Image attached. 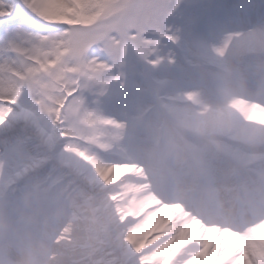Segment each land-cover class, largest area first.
<instances>
[{
    "label": "snow or ice",
    "instance_id": "obj_1",
    "mask_svg": "<svg viewBox=\"0 0 264 264\" xmlns=\"http://www.w3.org/2000/svg\"><path fill=\"white\" fill-rule=\"evenodd\" d=\"M225 26L264 37V0H0V264H264V125L177 181L91 107L130 49Z\"/></svg>",
    "mask_w": 264,
    "mask_h": 264
},
{
    "label": "rangeland",
    "instance_id": "obj_2",
    "mask_svg": "<svg viewBox=\"0 0 264 264\" xmlns=\"http://www.w3.org/2000/svg\"><path fill=\"white\" fill-rule=\"evenodd\" d=\"M218 2L231 7L246 3L247 0L244 2L242 0H218ZM229 30H231V26H225L212 32H200L182 38L179 45H171L167 42L162 45L158 55L165 59L155 66L156 92L154 94L149 91V89L153 90V85H150L148 89L145 82V77L150 73L148 70L150 64L142 62L144 59L130 49L124 62L117 66L113 72L107 74V77L110 78L112 75L123 73L120 76L121 79L112 81L108 85L97 86L95 103L91 107L95 108L103 117L129 120L130 122L132 117L138 114L141 117L140 124L145 122L144 126L135 133L139 141L138 146L144 155L152 157H155L161 150L157 143L158 137L163 133L166 141L163 149L167 152L171 153L173 150L176 151V154L181 155L194 149L197 154L199 152V155L202 154L206 159L226 143H233L257 135L262 130L264 120L260 117L261 114L257 112V109L251 106L264 104V88L261 87L260 80L264 37H246L235 32L226 38L225 31ZM197 41L203 43L198 44ZM169 56L175 60V63H169ZM207 63L232 68L234 72L244 76L241 82L229 83L231 85L224 84L225 87L234 88L235 98L223 94L225 87L215 86V90H212L210 81L205 80L201 86H194V82L204 77L202 73L197 74V71L190 69L192 65L196 64L205 67L206 75L211 79L216 80L217 77L224 79V73L209 69L205 66ZM148 78L150 79V77ZM127 91L130 93H125ZM118 93L131 94L125 100L127 104L124 107L122 103H120L121 107L115 104V97ZM170 94L176 99L186 102L183 105H177L174 101L165 102L162 95L169 96ZM207 98L214 101L204 102L203 100ZM188 100L195 103L196 106L189 105ZM104 103H109L110 106H105ZM165 103H168V109L171 108L170 110L175 113L176 121L182 124L184 130L191 135L186 142L193 148L177 147V141L182 138L179 136L180 133H183L185 143L186 134L181 128L174 127L169 123L166 129L167 136L164 129L159 131L161 117L166 111L163 107ZM150 106H155L156 109L146 118L144 114H147ZM249 116L253 117L257 123L252 122L253 120L250 121ZM171 119L174 118L171 116ZM152 165L156 169V166ZM183 169H177L180 178L183 177L180 174ZM185 169L189 170L187 167Z\"/></svg>",
    "mask_w": 264,
    "mask_h": 264
},
{
    "label": "bare ground",
    "instance_id": "obj_3",
    "mask_svg": "<svg viewBox=\"0 0 264 264\" xmlns=\"http://www.w3.org/2000/svg\"><path fill=\"white\" fill-rule=\"evenodd\" d=\"M255 106H257V105H255ZM251 107H254V105H252ZM254 108H256L257 109V112L259 113V114H261L260 115V117L262 118V120H264V108H259V109H261V110H263L262 112H261V110H259L258 109V107H254ZM259 110V111H258ZM221 112V111H220ZM256 113V112H255ZM254 114V113H253ZM257 115V114H256ZM217 117V116H216ZM251 121V120H250ZM252 122H254V121H252ZM257 123V122H256ZM258 123H260V122H258ZM146 157H147V159L149 160V161H151V163L152 164H154V165H157L158 166V159L157 158H153V157H151V156H149V155H145ZM160 165H162L163 167L164 166H166V165H163V164H160ZM192 177V175L191 174H188L187 175V180L188 179H190ZM185 180V178L182 180V181H184ZM117 183H118V181H117Z\"/></svg>",
    "mask_w": 264,
    "mask_h": 264
},
{
    "label": "clouds",
    "instance_id": "obj_4",
    "mask_svg": "<svg viewBox=\"0 0 264 264\" xmlns=\"http://www.w3.org/2000/svg\"><path fill=\"white\" fill-rule=\"evenodd\" d=\"M20 264H25L24 260H21V261H20Z\"/></svg>",
    "mask_w": 264,
    "mask_h": 264
}]
</instances>
